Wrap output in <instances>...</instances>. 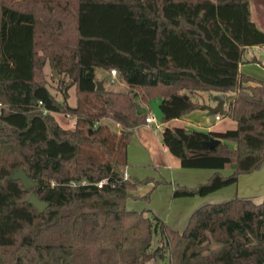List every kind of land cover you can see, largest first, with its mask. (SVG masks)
<instances>
[{"label": "trees", "instance_id": "16d2710c", "mask_svg": "<svg viewBox=\"0 0 264 264\" xmlns=\"http://www.w3.org/2000/svg\"><path fill=\"white\" fill-rule=\"evenodd\" d=\"M251 45L264 46V30L249 0H0V264H160L165 256L264 264V196L204 203L181 231L125 205L137 185L169 183L124 176L127 144L152 99L166 122L202 106L186 91L232 93L222 115L235 128L163 127L162 143L182 167L214 169L195 186L174 183L173 197L205 195L259 168L264 82L244 84L253 78L237 69ZM46 62L60 75L61 99L47 86ZM97 68H115L124 86L98 90ZM53 112L72 115L74 126ZM210 137L220 141L207 146ZM20 169L35 186L12 177ZM30 192L47 202L42 211Z\"/></svg>", "mask_w": 264, "mask_h": 264}, {"label": "crops", "instance_id": "0c3cea01", "mask_svg": "<svg viewBox=\"0 0 264 264\" xmlns=\"http://www.w3.org/2000/svg\"><path fill=\"white\" fill-rule=\"evenodd\" d=\"M249 1L251 5V0ZM260 9H264V7L261 6ZM251 17L257 25L264 30V27L257 22L252 10ZM261 18H264V15H262ZM262 49H264V46L262 45L247 46L242 49V52L237 57L238 72L251 76L253 80L248 81L250 84H254L257 80L264 82V53L262 52ZM46 66H49L48 62L44 64V70ZM96 79L102 82L103 88L105 89H114L106 88L105 81L116 85L117 88L115 89H119L124 86V83L120 81L117 76L113 78L108 71L100 68L96 69ZM119 85H121V87ZM71 88L74 91V88ZM71 88L69 89V93ZM186 92L192 99L195 100V97L199 98L200 96L199 93L190 91ZM224 94L225 100L223 106L226 109L228 103L227 95H231L232 93L230 92ZM212 95L210 94V97ZM155 101L157 102V100ZM198 102L202 105L200 108L193 109L179 118L166 122L160 121V125L158 127H155L157 117H155V122L145 121V123L135 126L133 128L130 141L126 147L127 163L124 173L127 177L129 176L137 179H143L144 177L149 176L155 180L163 178L169 182L154 185V183L152 184V181H148L137 185L135 189L131 190L132 195L126 199V207L128 208L129 200L135 201L143 199L146 201V198H143V196L150 192L149 198L146 201L148 202V207L144 208L149 210L151 214L159 217L172 228L179 231L185 227L191 212L204 203L222 202L234 198L235 196L250 197L254 202L258 203L264 196V159L259 168L251 172L241 173L238 175V178L234 183L222 186L205 195L172 196L174 183L186 186H195L197 183L205 181L213 173L214 169L182 167L179 163V159L171 154L167 147L162 143L161 131L163 127L165 125L172 126L170 125L171 121L179 122L178 125L183 126L186 129L200 131H224L229 128H235L236 126V121L230 117L231 120H229L228 123L224 124L221 128L217 127V125L220 124V121L226 118V115L219 113V119L211 120L203 105H213L214 101L212 100L211 102H206L202 99H198ZM151 112L152 111L150 109L148 114ZM72 123L74 125V119ZM119 128L116 132H119ZM157 128L159 129V132L157 131ZM232 169L233 166L223 168L220 171L223 174H228ZM157 196H159V198L161 197L164 202L170 203L171 208L174 207V211L165 214L162 213L158 208L160 207V204H153V199Z\"/></svg>", "mask_w": 264, "mask_h": 264}, {"label": "rangeland", "instance_id": "374dc122", "mask_svg": "<svg viewBox=\"0 0 264 264\" xmlns=\"http://www.w3.org/2000/svg\"><path fill=\"white\" fill-rule=\"evenodd\" d=\"M261 6L264 7V0H251L250 8L254 12V17L257 19V22L260 23V25L262 27H264V18H261L262 15H264V9H260ZM227 27L230 28L231 26L228 24ZM262 52L264 53V49H262ZM44 71H45L47 86H48L49 90L52 92V94L55 95L56 98L61 99L60 84L58 82V78L60 77V75H58V73L52 74L51 68L49 66H46ZM244 84H250V83H248V81H246V82H244ZM105 86H106V88H114V89L117 88L116 85L109 83L107 81H105ZM119 86L121 87V85H119ZM194 93L200 94L199 98L195 97L196 100L202 99L203 101L211 102L212 99L210 97V94L212 95L216 92L215 91H209V90H200V91H197ZM227 93H230V92H227ZM68 100L72 104L75 103L76 98H75L74 91L72 88L70 90V95H69ZM53 115L56 118V120L60 123V125H62L63 127L70 128V127L74 126L72 123L74 117L72 115H66L62 112H53ZM229 120H231L230 117L226 115V118L222 119L220 121V124L217 125V127L221 128L222 126H224V124L228 123ZM100 122L106 123L114 131L118 130V128H119V124L116 123L111 118H108V117L102 118L100 120ZM155 123H158L160 125V120L157 119V121ZM178 124H179V122H176V121L170 122V125H178ZM153 126H154V124H153ZM157 131L159 132L158 128H157ZM91 152L94 153V155L98 158H104L102 150H100V149H94ZM153 183L154 182L152 181V184ZM148 193H150V192H148ZM146 201H147V199H146ZM146 201L143 199H138L135 201L129 200L128 201V208H130V209H143L144 213L146 215L150 216L151 213L149 212V210L144 208V207H148V205H147L148 202H146ZM155 203L160 204V207H158V208L164 214L171 212V211H174V209H173L174 207L171 208L170 203L164 202V200L161 197L159 198V196H157V197H155V199H153V204H155ZM158 243H159V235H158V233H153L151 248L156 246ZM160 264H168L166 256L164 258L160 259Z\"/></svg>", "mask_w": 264, "mask_h": 264}, {"label": "water", "instance_id": "95a60500", "mask_svg": "<svg viewBox=\"0 0 264 264\" xmlns=\"http://www.w3.org/2000/svg\"><path fill=\"white\" fill-rule=\"evenodd\" d=\"M56 73V71H55ZM97 89L101 90L103 89L102 82L100 80L96 81ZM211 99L214 101V104H204L203 107L210 116V119L213 120L216 113L223 114L225 111V108L223 106L224 100H225V94L223 92H216L211 96ZM149 108L151 109L153 115L155 117H158L162 114V111L158 105V103L152 99L149 102ZM145 107L140 106L139 104H136V111L138 114H141L145 111ZM189 131V130H188ZM220 141L219 138L210 137L205 141L207 146H214ZM13 178L17 179L19 178L22 181V184L25 188H30L36 185V181L32 180L27 174L22 170H15L12 175ZM28 201L33 204L35 208H37L39 211H42L46 205L47 202L38 198V196L34 192H30Z\"/></svg>", "mask_w": 264, "mask_h": 264}, {"label": "built area", "instance_id": "2783aa9c", "mask_svg": "<svg viewBox=\"0 0 264 264\" xmlns=\"http://www.w3.org/2000/svg\"><path fill=\"white\" fill-rule=\"evenodd\" d=\"M116 74H117L116 69L115 68H111L110 69V75L114 78L116 76ZM219 118H220V114L216 113L214 119H219ZM145 121L146 122H155V116L153 115L152 112L147 114V116L145 117ZM158 126H159V124L155 123V127H158ZM124 176L126 177L125 173H124ZM101 182L102 181L97 182V185L100 186Z\"/></svg>", "mask_w": 264, "mask_h": 264}]
</instances>
